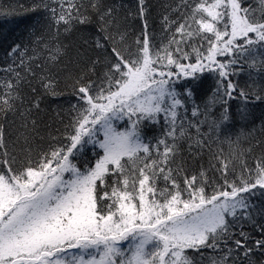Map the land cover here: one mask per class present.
<instances>
[{
	"label": "snow or ice",
	"instance_id": "6c2138e0",
	"mask_svg": "<svg viewBox=\"0 0 264 264\" xmlns=\"http://www.w3.org/2000/svg\"><path fill=\"white\" fill-rule=\"evenodd\" d=\"M153 7L30 0L0 33V264H264V0Z\"/></svg>",
	"mask_w": 264,
	"mask_h": 264
},
{
	"label": "trees",
	"instance_id": "16d2710c",
	"mask_svg": "<svg viewBox=\"0 0 264 264\" xmlns=\"http://www.w3.org/2000/svg\"><path fill=\"white\" fill-rule=\"evenodd\" d=\"M167 0H151L153 4V15L157 16L161 13L163 5ZM30 0H0V6L8 8L11 6L15 10V14L7 18H0V33L9 36H18L24 32L25 28L33 21L23 12V7H27ZM23 6V7H21ZM3 52L0 51V58H2ZM75 103V98L70 95V91H66V94L58 98H49V103L45 106L47 111L43 114V122L51 123L53 126H58L61 117L67 122V116L64 112L69 108L70 104ZM57 111L61 112V117L56 115ZM156 132L153 128H145L146 135H153ZM87 155L91 156L90 149L86 150Z\"/></svg>",
	"mask_w": 264,
	"mask_h": 264
}]
</instances>
